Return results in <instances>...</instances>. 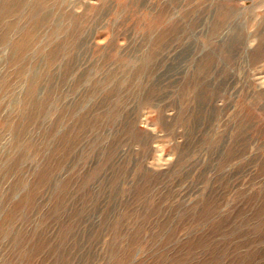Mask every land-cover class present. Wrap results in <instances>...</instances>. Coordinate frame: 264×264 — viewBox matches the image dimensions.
<instances>
[{"label": "rangeland", "instance_id": "374dc122", "mask_svg": "<svg viewBox=\"0 0 264 264\" xmlns=\"http://www.w3.org/2000/svg\"><path fill=\"white\" fill-rule=\"evenodd\" d=\"M0 264H264V0H0Z\"/></svg>", "mask_w": 264, "mask_h": 264}]
</instances>
